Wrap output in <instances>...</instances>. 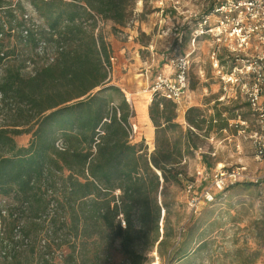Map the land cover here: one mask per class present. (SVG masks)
Instances as JSON below:
<instances>
[{
    "label": "trees",
    "instance_id": "trees-1",
    "mask_svg": "<svg viewBox=\"0 0 264 264\" xmlns=\"http://www.w3.org/2000/svg\"><path fill=\"white\" fill-rule=\"evenodd\" d=\"M28 1L47 30L26 28L22 3L0 0V245L15 240L28 212L45 225V251L16 264H145L152 251L175 264L203 251L217 219L191 214L186 226L183 211L173 217L176 203L166 190L194 186L189 159L210 134L228 130L235 116H224L228 110L215 101L210 114L189 106L182 124L177 105L154 93L147 108L154 127L148 152L144 138L133 140L130 102L110 83L111 48L99 25L126 26L135 0ZM15 37L33 56L12 53L7 40ZM40 41L52 59L38 64L33 59ZM8 59L14 62L6 65ZM27 60L35 63L33 73L24 71ZM22 134L29 138L19 145L15 137ZM58 139L63 150L55 147ZM209 159L201 154L205 167L213 166ZM257 237L264 240V228ZM60 247L66 251L58 262L52 250ZM10 253H3L7 264L14 260Z\"/></svg>",
    "mask_w": 264,
    "mask_h": 264
},
{
    "label": "rangeland",
    "instance_id": "rangeland-1",
    "mask_svg": "<svg viewBox=\"0 0 264 264\" xmlns=\"http://www.w3.org/2000/svg\"><path fill=\"white\" fill-rule=\"evenodd\" d=\"M210 1L135 0L132 17L126 26L113 28L111 21L100 22L99 25L108 42L114 39L124 48L122 53L117 50L116 55H113L114 71L130 74V82L133 80L134 85L149 96L155 76L167 68L169 60L182 52H191L189 90L177 105L178 122L185 123L181 115L189 106H198L205 113H212L215 101L219 102V109L228 110L224 116H235L229 119L228 130L210 134L200 144L194 157L189 159L188 173L195 178L193 188L189 191L187 186L183 190L174 185L167 187L168 197L176 203L173 217L183 211L186 214V226L189 225L188 217L191 214L201 221L217 219L208 246L175 264H251L250 260L255 256L252 264H261L264 240L257 237V232L264 228V160L255 158L251 135L256 127L245 96L221 78V74L229 72L237 62L229 55L228 42L219 44L214 36L203 35L192 46L189 38L200 16L207 11ZM160 8L164 11L161 12ZM178 37L182 38L181 41L177 40ZM7 45L19 58L33 56L30 46L19 43L16 37L7 40ZM213 51L218 65L222 67L220 73L219 68L214 67ZM120 60L126 62V67L118 69L117 63ZM12 62L8 59L6 65ZM112 74L111 68V78ZM129 102L134 110V116L130 118L133 140L139 142L143 139L141 128L135 133L134 126L139 111L135 110V99L130 97ZM28 138V134H22L16 136L15 140L17 144L24 145ZM144 143L150 152L151 145L145 139ZM202 153L210 156L212 167H205L201 162ZM220 168L239 169L246 180L228 189H221L214 182V175ZM197 172H203V177L196 180ZM206 191L217 197L212 200L214 202L204 200ZM20 222L22 229L16 232L15 240L9 239L5 248L0 245V264H7L4 252H11L14 260L9 264H16L35 261L45 251L40 243L42 237L48 238L44 231L45 225L33 220L28 212L23 214ZM65 251V247L52 250L54 260L59 262ZM148 256L153 259L145 264H165L156 251L150 252Z\"/></svg>",
    "mask_w": 264,
    "mask_h": 264
},
{
    "label": "built area",
    "instance_id": "built-area-1",
    "mask_svg": "<svg viewBox=\"0 0 264 264\" xmlns=\"http://www.w3.org/2000/svg\"><path fill=\"white\" fill-rule=\"evenodd\" d=\"M17 1L23 5L24 11L20 17L24 20L26 28L47 30L36 9L28 0H13L14 3ZM173 8L177 9L176 6ZM160 10L163 11L162 8ZM24 32L26 33V31ZM203 35L214 36L219 44L228 42L229 55L237 63L229 72L222 73L221 78L223 82L238 88L245 96L256 127L251 135L255 158L264 160V0H217L211 13L202 15L197 27L192 31L191 45L193 46L196 39ZM35 52L36 56L33 60H36L38 64L52 59L49 49L43 41L39 42ZM215 54L213 51L214 67L219 68L218 73H220L222 67L220 68L218 65ZM110 60L112 62L113 57ZM190 65L191 52L180 53L172 57L167 70L159 72L155 76L150 87L151 94L157 93L179 105L189 90ZM34 68L35 63L27 60L24 71L33 73ZM97 132L94 144L99 141L98 135L102 133L100 128L97 129ZM94 144L93 149L95 148ZM55 147L63 150L65 144L61 139H58L55 142ZM197 175L196 180L198 177H203V172H197ZM244 178L239 169L220 168L214 175V182L219 188H222L229 183L246 180ZM192 188V184L188 186L189 191ZM204 200L212 201L213 195L206 191ZM120 223L122 226L125 225L122 218ZM151 264L157 263L151 262ZM261 264H264V257H262Z\"/></svg>",
    "mask_w": 264,
    "mask_h": 264
},
{
    "label": "crops",
    "instance_id": "crops-1",
    "mask_svg": "<svg viewBox=\"0 0 264 264\" xmlns=\"http://www.w3.org/2000/svg\"><path fill=\"white\" fill-rule=\"evenodd\" d=\"M109 45L111 48V57H113V60L115 59L116 51L119 50L120 53L124 51V48L121 47V44L117 42L116 40H109ZM183 53V52H182ZM114 55V56H113ZM126 62H122L121 60L118 61L117 67L118 69H121V67H126ZM168 68V65H166ZM120 67V68H119ZM167 68L164 69V71L167 70ZM112 80L110 82L118 87L121 88L123 92H125L126 98L128 101H130V97L136 100L135 102V110L139 111L137 117V123L134 125L135 133L137 130L141 128V135L142 137L147 141L148 144L151 145L153 148L154 143V127L152 126V123L148 117V105L152 99V95L150 94H144V91L138 89L136 85H134L133 80L130 82L129 76L130 74L125 73L122 74L121 72H115V66L114 63H112ZM142 75V73H141ZM137 104V105H136ZM182 117H184V112H182Z\"/></svg>",
    "mask_w": 264,
    "mask_h": 264
}]
</instances>
